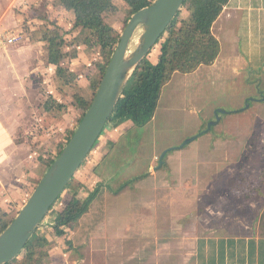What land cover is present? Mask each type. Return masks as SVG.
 Listing matches in <instances>:
<instances>
[{
  "label": "rangeland",
  "instance_id": "374dc122",
  "mask_svg": "<svg viewBox=\"0 0 264 264\" xmlns=\"http://www.w3.org/2000/svg\"><path fill=\"white\" fill-rule=\"evenodd\" d=\"M47 2L50 3L52 0H39L38 2L36 0H0V34L7 36L17 34L20 35L21 39L23 35L29 36L31 39L34 34L38 35L37 31L40 35H44L46 26H42V24L51 23ZM114 2L121 8L128 9L127 0H114ZM179 21L189 22L194 32L199 29V23L189 10L182 9L179 11ZM57 22L61 23L66 33L74 30L70 29L69 19L63 14L57 18ZM126 24L118 25L121 33ZM40 27L43 28L39 31ZM82 32V34L76 35V38L70 37V33L67 34L66 42L68 43L66 46L70 49H65L66 56L61 63V66L66 69L63 77L55 73L54 66L48 65L47 56L43 51L45 46L43 45L39 46L40 55L38 59L29 64L30 70L27 71L26 77L29 79V89L32 94L31 109L28 117L23 120V125L19 127L16 139L17 141H27L26 137L29 138L30 155L35 154L36 159L39 156L42 157L40 158V166L37 167V170L34 169V172L38 174L34 177L32 185L39 181L42 174L44 175V172L48 170L44 158L55 156L60 147L64 145L63 137L59 136L60 132L58 130L56 133L53 131L58 128L57 122L61 120L60 117L64 115V112H69L73 113L76 121H78L81 116L80 111L78 113L76 107L74 108L75 105L72 104V100L77 95L76 91L84 89L82 79L79 80L78 78L79 72H82L83 69L80 70L78 66L80 64L86 65L88 69L90 65L88 62L94 58L91 57L92 54L95 55L92 52L93 49L78 46L83 45L84 35L88 34L90 30L86 27L82 28ZM142 32V27L135 32L131 42V50H134L138 45ZM166 36L167 33L147 55L150 63L157 61V56ZM23 38L25 42L26 38ZM21 39L19 38V40ZM24 42L19 45H23ZM37 63L40 65L43 63V71H37ZM94 63L100 62L94 61ZM77 67L79 72L75 73ZM184 75L186 76L184 73L178 74L174 81L164 89L156 111L157 118L155 117L156 119L154 118L147 125L137 126L131 120L124 121L118 126H111L107 122L93 147L91 155L85 159L79 172L74 176V180L78 179L84 172L89 161L92 162L90 165L94 167V171L83 180V183L79 184L76 181L70 183L55 203L57 206L63 203L62 201L67 200L69 192L72 193L77 190L81 194V198L85 199L88 197V193L92 192L90 190L92 186L94 189L100 188L98 197L91 203L88 211L71 225L77 226V230L72 235L74 248L67 249L69 254L65 253L67 252L65 249L64 255L62 250H53L54 242H49L45 249H42L47 254L45 257H40L38 263L150 264L151 254L155 256V251H158V255L162 253V256L159 255L158 257V264H167L164 262L166 252L168 261L172 260L171 264H183L185 252H188L190 256L189 264H193L194 240L199 235L210 232L208 227L221 217L217 211L220 207L219 203L222 201L221 204L225 203L224 200L214 198V195L208 193L206 197L198 198L200 177L206 182L211 177L210 170L200 173L202 169L200 168L199 171L198 161L203 160L209 154V143L213 144L215 139L218 141V139L224 140L231 137V131L234 129L246 131V127L242 123L231 128L232 118L222 113L223 109H228L220 106L222 98L199 93L195 80L181 78ZM99 77L100 74L97 69L95 78L98 79ZM187 93L188 96H186ZM91 96L90 92L88 98L90 99ZM247 106L248 103L245 104V107ZM39 108L38 113L37 111L35 114L32 112L33 109ZM163 109L165 111L161 113ZM207 116H211L212 119H207ZM220 117L221 122L219 123L218 118L220 119ZM206 130L207 132L203 133ZM38 133L40 136L44 134L45 137L39 140ZM198 134L201 135L196 140L188 143L184 148L178 149L184 142L193 136L195 137V135L197 137ZM54 138L60 139L55 142L60 146L57 145L55 148L51 147ZM232 138L237 139L235 136ZM253 141L254 146H257L259 143L257 133L254 134ZM43 142L45 145L40 148L39 144L42 146ZM51 148H54L55 152H52ZM172 148L176 149L165 153ZM164 153L163 166L158 168L160 166L159 158ZM255 154L254 165L250 174L257 175L262 171V163L259 160L264 159V151L258 150ZM31 166L34 168V165L31 164ZM25 170L28 173L31 167L28 165ZM240 171L241 169L238 168V172ZM136 176L143 177L124 188L121 187ZM230 176L231 174L223 175L221 180L215 183V187L211 183L207 190L226 192L229 188L233 192L230 184L236 176H233L232 179ZM15 179L25 188L32 189V185H25L23 181H20V178ZM256 182L264 185V175ZM219 183L221 185L217 186ZM19 184L0 193L1 211L8 207L11 208L14 204L17 194H19ZM30 189L26 191L30 192ZM186 192L189 193L188 197L185 196ZM15 204L14 211L17 212L19 211V204ZM208 208L214 209L209 211ZM229 214L231 215L230 211ZM204 224L208 226H204ZM152 226H158L157 231H153L154 234L151 235L144 233V240L142 241L140 232L143 229L151 231ZM167 227L168 229H166ZM112 233L114 236L116 234L119 239L117 241L115 238L117 242L115 241L108 251L105 247V238ZM150 237L154 241L152 247L147 243ZM155 238L157 243H155ZM169 241L173 242V246H166ZM138 244L141 245L142 256L139 254ZM152 264L155 263L152 262Z\"/></svg>",
  "mask_w": 264,
  "mask_h": 264
},
{
  "label": "crops",
  "instance_id": "0c3cea01",
  "mask_svg": "<svg viewBox=\"0 0 264 264\" xmlns=\"http://www.w3.org/2000/svg\"><path fill=\"white\" fill-rule=\"evenodd\" d=\"M36 1L38 2L39 0ZM54 1L47 2L51 20L55 21L57 20L56 18H60V14H63L69 19L70 29H73V13L61 9L59 6L56 7ZM123 10L129 12V8ZM59 24L61 25V23ZM117 29L121 31L120 26H117ZM74 30L64 33L63 36L68 38L67 34L70 33V37L76 38V35L83 33L81 28H79L80 31ZM212 32L219 40L221 46L219 56L215 62L209 65H201L191 73H184L186 76H181V78L194 79L195 85L201 94L222 98L220 106L228 109L221 108L224 110L221 112L232 118L231 128L244 123L246 131H242L243 129L236 131L237 129H234V131H231V137L224 140L218 139V141L215 139L213 144L209 143V154L207 157L198 161L199 163L197 162L199 171L200 168L202 169L200 173L209 172V170L211 172V177L207 182L200 177L198 198L202 199L208 193L209 195H214V198L224 200L225 203L221 204L223 201L219 203L220 207L217 211H219L221 217L208 227L210 232L203 233L194 240L193 264H264V185L260 191L254 193L250 198H244L242 195L232 192L229 188L226 192L207 190L211 183L215 187V183L221 180L220 178L225 174H231V179L233 176L237 177V174H245L254 181H258L264 175V159L259 160L262 163L261 173L257 175L250 174L254 165L255 152L258 150L260 152L264 151V0H228L221 14L213 23ZM86 35H84V39ZM13 36L21 39L20 35H10V37ZM23 37L26 38L25 42ZM22 42H24L23 45H19ZM40 45H44L43 42L34 40L33 36L30 39L29 36L26 37L24 35L21 40L11 44H0V193L13 185H18V180L15 178H20V181H23L25 185L31 186L34 177L38 174L34 172V169L37 170V167L40 166V161H37L35 154L31 156L29 153V148H31L29 138L26 137L27 141H17L16 138L19 127L23 125V120L30 114L32 94L29 89L30 82L26 75L28 74L27 71L30 70V62L38 59L40 55ZM78 46L87 47L85 42L83 45ZM66 48L70 49V47L65 46ZM43 51L47 56L46 47H44ZM94 51L92 50L95 55L92 54L91 56L94 58L88 62L91 66L89 65L87 69L86 65L80 64L78 67L80 70L83 69V71L79 72L78 67L74 71L75 73L79 72L78 78L79 80L82 79L84 83V89L82 91L78 90L76 93L86 99H89L90 92L93 95L92 82L96 79L99 64L94 63V61H99L100 63L103 61L98 49ZM42 64L37 63L36 69L38 72L43 71L44 67ZM48 65L54 66L55 73H57L56 65L49 62ZM71 69L73 70V68ZM85 71L87 72L84 73ZM90 74L92 76H89ZM178 74H181V72L173 74L172 78L165 84L162 94L164 89L174 81ZM186 96H188V93ZM198 99L201 100V98ZM246 103H248L247 107H245ZM76 109L78 113L79 111L81 113L80 109L77 107ZM38 110L40 108L33 109L32 112L35 114L36 111L38 113ZM164 111L165 109L161 113ZM155 117L157 118L156 114ZM206 118L212 119L211 116ZM60 119L57 122L58 128L53 131L56 133V130H58L60 132L59 136H62L63 138H61L64 140L66 134L74 128L76 123L78 125V121H76L74 114L69 112H64ZM218 122H221V117ZM206 132L207 130L203 131V133ZM256 133L259 135V143L254 146L255 143L249 140ZM201 134H198L196 138ZM37 136L40 137L39 140L45 137L44 134L40 136V133ZM234 136L237 138L236 140L232 138ZM59 140L54 138L51 142V147L60 146V144H55ZM187 144L182 147L179 146L178 149L184 148ZM44 145L45 143L43 142L42 146L39 144V147L43 148ZM54 148H51L52 152H55ZM174 149L176 148L169 149L167 153ZM41 152L43 153V151ZM244 152H248L247 156H245L246 158L243 156ZM91 163L89 161L84 172L75 180L77 183H83V180L94 171V167L90 165ZM31 164L34 165V168ZM28 165L31 170L27 173L25 169ZM162 166H158V168ZM238 168L241 169L240 172H238ZM219 185L221 184L219 183L217 186ZM24 188L25 186L19 184L18 189L20 190L14 204H12L11 208L8 207L3 211H1L0 207V213L14 209L16 207L15 203L19 204L18 210L23 207L28 199V191L26 190L30 189ZM90 190H94L93 186ZM72 194L73 192H69L67 200L62 201L63 203L57 206H53L45 218L46 226L44 227V232L41 233L47 237L48 243L54 242L53 250H62L63 253L65 249L74 248L72 235L77 230V226L64 227L68 236H59L52 230L51 225L56 221L59 212L70 200ZM78 195L81 197L80 193ZM188 195L189 193L186 192L185 196L188 197ZM208 209L213 211L214 208ZM204 226L208 225L204 224ZM157 228L158 226H152L151 231L143 229L139 234L141 240H144V233L151 235L153 231H157ZM115 238L118 241V236L116 234L114 236L113 233L105 238V247H107L108 251L114 245ZM156 241L157 239L155 238V243H157ZM147 243L150 244V247L154 245L151 237ZM140 244L137 247H139L138 251L142 256ZM166 246H173V242L169 241ZM69 250L65 253L69 254ZM158 253V251H155V256L151 254L150 264L152 262L155 264L159 263L158 257L159 255L162 256V253L159 255ZM183 255L182 263L189 264V253L185 252ZM164 259V262L171 264L172 260L168 261L167 252L164 255Z\"/></svg>",
  "mask_w": 264,
  "mask_h": 264
},
{
  "label": "trees",
  "instance_id": "16d2710c",
  "mask_svg": "<svg viewBox=\"0 0 264 264\" xmlns=\"http://www.w3.org/2000/svg\"><path fill=\"white\" fill-rule=\"evenodd\" d=\"M127 2L129 12H125L114 0L54 1L56 7L59 6L61 9L73 13V29L81 28L82 30V28H89L90 32L86 35L84 42L89 49H93V51L98 49L103 60L102 63L98 64L100 77L92 82V97L86 99L77 94L73 99V104L81 110L78 124L89 108L101 78L120 41L121 31L117 29V26L121 23L123 25L126 24L133 13L146 6H150L154 0H127ZM227 2L228 0L184 1L182 9L185 8L192 12L194 19L199 23L198 31L194 32L190 23L187 21L178 22V15L174 18L159 39L160 41L167 33L166 40L161 46L157 61L155 63H150L146 56L137 66L124 87L122 96L118 100L109 118V125L118 126L127 120H131L137 126L142 127L147 125L156 114L165 84L172 78L175 72L191 73L201 65H209L215 62L219 56L221 46L219 40L212 32V26ZM50 21L51 23L42 24V26H46L45 34L40 35L37 31L38 35L33 36V39L43 42V46H45L47 50V61L50 64L56 65L57 74L63 77L66 73V69L61 66V63L66 56L64 50L67 42L66 37L63 36L66 32L63 27L57 23V20ZM42 28L43 27H40L39 31L42 30ZM59 31H61V33H59ZM75 127L76 125L66 134L64 145L60 147L58 153H56L55 156H47L44 158L48 168L72 137ZM253 138L254 134L250 142H254ZM92 150L88 156L91 155ZM247 154L248 152H244L243 156L245 157ZM40 158L42 157H37V161H40ZM142 177L143 176H136L124 183L121 187L124 188L132 182L140 180ZM73 181H75L74 177L70 183ZM38 182L39 181L33 183L32 189L28 192V197ZM230 187L234 193L240 194L244 198H250L254 193L261 190L263 183H258L252 180L248 175L243 174L238 175L232 180ZM99 193L100 188L97 187L90 192L87 198L82 199L79 197L78 191L75 190L70 200L59 212L56 221L51 225L52 230L59 236H68L66 235L64 227L71 226L76 220L80 219L88 211L91 203L98 197ZM52 208L53 206L51 209ZM14 210L15 209L0 213V233L7 228L19 212ZM47 244V237L36 230L23 251L7 264L38 263L39 258L45 257L47 254V252L42 250L45 249ZM38 264L44 263L40 262Z\"/></svg>",
  "mask_w": 264,
  "mask_h": 264
},
{
  "label": "water",
  "instance_id": "95a60500",
  "mask_svg": "<svg viewBox=\"0 0 264 264\" xmlns=\"http://www.w3.org/2000/svg\"><path fill=\"white\" fill-rule=\"evenodd\" d=\"M184 1L154 0L150 6L132 14L121 33L120 41L94 98L72 137L39 180L12 222L0 233V264H7L15 259L35 234L90 154L133 72L178 15ZM140 27L143 32L138 45L131 50L133 36ZM195 138L196 136L188 139L181 147ZM165 153L160 157V166L163 165Z\"/></svg>",
  "mask_w": 264,
  "mask_h": 264
},
{
  "label": "built area",
  "instance_id": "2783aa9c",
  "mask_svg": "<svg viewBox=\"0 0 264 264\" xmlns=\"http://www.w3.org/2000/svg\"><path fill=\"white\" fill-rule=\"evenodd\" d=\"M19 38L16 37V36H13V37H10V36H7L5 34H0V44H11L13 42H16L18 41ZM46 226V222H45V219L42 221V223L38 226V228L36 230H38L41 233L44 232V227Z\"/></svg>",
  "mask_w": 264,
  "mask_h": 264
}]
</instances>
